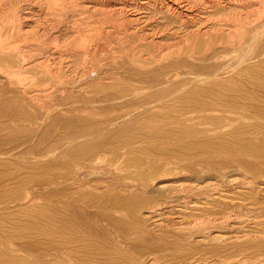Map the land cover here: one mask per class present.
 <instances>
[{
    "label": "bare ground",
    "instance_id": "obj_1",
    "mask_svg": "<svg viewBox=\"0 0 264 264\" xmlns=\"http://www.w3.org/2000/svg\"><path fill=\"white\" fill-rule=\"evenodd\" d=\"M0 264H264V0H0Z\"/></svg>",
    "mask_w": 264,
    "mask_h": 264
},
{
    "label": "rangeland",
    "instance_id": "obj_2",
    "mask_svg": "<svg viewBox=\"0 0 264 264\" xmlns=\"http://www.w3.org/2000/svg\"><path fill=\"white\" fill-rule=\"evenodd\" d=\"M220 113V111H216V112H214L216 115H217V113ZM210 113V112H209ZM218 113V114H219ZM211 114V113H210ZM209 114V115H210ZM224 114L221 112L220 113V115H217V116H223ZM224 122H223V126L222 127H216L215 128V124H214V122L213 121H205L206 123L204 124V122L203 123H201V124H199L198 126H197V128L199 129V130H201V131H203L202 133H201V136L199 135V139L197 138V140H196V142L197 143H199L201 146L202 145H209V146H211L212 144V147H214V145H218V144H220V143H218L217 144V142H219V141H221V139L219 140V135L220 134H222V132H223V129L225 130V132L226 131H228V129H230V127H228V125H229V123L228 122H226L225 120H223ZM209 123V124H208ZM205 125H210V126H205ZM211 126H212V128H211ZM214 126V127H213ZM205 128H208L207 130H205ZM210 128V129H209ZM223 128V129H222ZM227 129V130H226ZM138 130V129H137ZM136 130V131H137ZM139 130H143L144 131V129H139ZM218 132H217V131ZM222 130V131H221ZM147 130H145L144 132H142L141 131V133L142 134H139L140 133V131H137L138 132V134L139 135H143L144 136V133L146 132ZM215 131V132H214ZM207 132V133H206ZM209 133H211V135H208ZM224 133V132H223ZM215 135H217V137L215 136ZM150 136V135H149ZM216 137V138H215ZM216 139V140H215ZM190 139H186L185 141H186V143H185V145L184 146H180V145H172V144H170V145H166V147L165 146H162V148L160 147V149H163V147H165V149H169L171 152L173 151H180V149L181 150H186V149H188L190 146L189 145H187L189 142H191V140L189 141ZM210 140V141H209ZM213 140V141H212ZM217 141V142H216ZM152 143L154 144V143H156V141H152ZM174 147V148H173ZM179 147V148H178ZM172 148V149H171ZM176 148V149H175ZM178 148V149H177ZM155 150H156V148H154ZM184 151H182V152H184ZM203 157V156H202Z\"/></svg>",
    "mask_w": 264,
    "mask_h": 264
}]
</instances>
